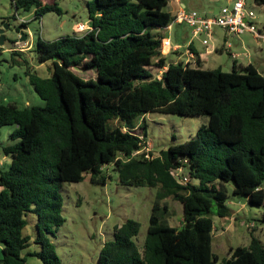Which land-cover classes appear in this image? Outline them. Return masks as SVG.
<instances>
[{"label":"trees","instance_id":"trees-1","mask_svg":"<svg viewBox=\"0 0 264 264\" xmlns=\"http://www.w3.org/2000/svg\"><path fill=\"white\" fill-rule=\"evenodd\" d=\"M13 3L34 7L36 16L61 11L56 0ZM167 3L90 0L89 29L36 38L37 59L50 60L51 73L28 76L44 103L0 101V128L15 125L1 149L10 160L3 165L0 158V264H28L30 254L42 264H60L49 235L64 221L61 184L86 172L92 182H105L110 163L121 183L157 190L143 242L135 240L139 220L127 217L103 242L97 264H264V244L254 234L219 259L211 215H231L229 180L237 199L264 206V75L251 63H233L230 70L166 63L165 35L154 28L174 22ZM258 29L264 32V24ZM151 65L167 66L157 77ZM77 68H93L96 76L84 77ZM153 110L208 119L156 155H132L145 144L144 114ZM137 116L142 121L136 123ZM178 167L187 169L186 178L175 176ZM168 196L182 205L178 225L162 219L167 207L160 200ZM29 212L36 214L34 236L24 231ZM32 242L39 247L30 248Z\"/></svg>","mask_w":264,"mask_h":264},{"label":"rangeland","instance_id":"rangeland-1","mask_svg":"<svg viewBox=\"0 0 264 264\" xmlns=\"http://www.w3.org/2000/svg\"><path fill=\"white\" fill-rule=\"evenodd\" d=\"M61 8L58 13L55 10L46 11L36 16L34 7L29 9L16 8L13 0H0V35L3 42L0 43V101H14L18 105L33 104L42 105L44 100L34 90L29 81V72H36L41 76L51 73V61H38L35 51V40L40 35L53 39L58 36L73 33V24L76 21L88 20V1L90 0H56ZM180 0H168L165 9L174 10ZM187 9H196L207 15L215 14L221 6L230 4L234 0H181ZM246 8L254 11L256 26L264 24V4L255 0H245ZM179 8V7H178ZM21 21H26L25 26H20ZM189 32L191 29L186 24ZM165 27L155 31H165ZM217 36H221L224 30L216 28ZM248 43L256 55H264V40L255 38L251 32L245 31ZM24 35L23 38H21ZM199 38V37H198ZM198 38H195L198 42ZM15 40H20L23 49L13 51ZM180 52H168L166 63L174 60H184L185 41L181 40ZM217 58L224 70L231 69V55L227 49L212 54ZM153 75L160 74L162 68L151 65ZM84 77H95L96 70L88 68L76 69ZM142 117H136V123L142 121ZM205 114L184 115L177 112L147 111L144 120L147 122V134L145 146L149 153L156 155L160 149L167 148L170 144L184 141L195 134L197 127L202 122H207ZM14 124H5L0 128V155L2 145L10 142L9 132ZM10 160V158L8 157ZM108 177L105 182H92L89 173H85L82 180L62 182L60 192L63 197L62 215L64 221L58 225L50 238L55 244V249L60 257V264H97L99 250L106 239L113 237L114 227L121 224L127 217L139 220L140 228L135 240L141 244L149 223V215L155 200L157 187L148 185H130L119 181L117 170L113 164H107L103 168ZM174 174L180 178L187 177L185 167L177 168ZM229 197L228 204L231 215L223 219L217 214L213 217L212 248L219 259L228 256L229 246L238 244L246 245L250 241L251 234L256 235L264 244V220L261 219L264 206L250 204L244 198L235 197L232 194L233 183L225 182ZM264 186V180L262 182ZM165 203L167 211L162 214V219L169 224H180L182 219V205L178 200L168 196L160 200ZM28 222L24 231L34 236L36 230V214H27ZM36 242H32L30 248H38ZM24 252V251H23ZM28 264H42L36 255H27Z\"/></svg>","mask_w":264,"mask_h":264},{"label":"crops","instance_id":"crops-1","mask_svg":"<svg viewBox=\"0 0 264 264\" xmlns=\"http://www.w3.org/2000/svg\"><path fill=\"white\" fill-rule=\"evenodd\" d=\"M178 7L186 8L183 1H179ZM175 8L174 10H170L173 13H175L179 8ZM218 12V11H217ZM216 12V13H217ZM181 24H185L184 22H177L174 21L167 25L165 28V31L162 30L165 37L169 39V43L165 44L163 46V53L166 55L168 52L174 51V52H180V45L181 40L185 41V59L181 60L184 63H188L192 66L200 65L202 67H220L219 62L217 61V58L214 57L212 54L214 52H221L224 49H227L228 52H230L231 55V68L233 63L236 64V66L246 65V64H253L258 71H260L264 75V55H256L248 43L249 39L247 35H244L243 33L240 35H233L230 33H223L221 36H217L216 28L214 27L212 37L210 38L207 46L202 43L200 37L193 36L192 32H189V30L186 29V27H182ZM187 25V24H186ZM191 29V28H190ZM249 32V31H248ZM253 37H257L253 34ZM195 38H198V42ZM263 39V38H262ZM264 40V39H263ZM207 47V49L205 48ZM208 50V51H207ZM168 51V52H166ZM254 52V53H253ZM178 60H174L172 62H176ZM197 61H199L197 63ZM167 65H164L162 69L166 68ZM161 69V70H162ZM0 158L2 161H4V164H7L9 162L8 156L5 154H1ZM0 160V161H1ZM1 248V244H0Z\"/></svg>","mask_w":264,"mask_h":264},{"label":"built area","instance_id":"built-area-1","mask_svg":"<svg viewBox=\"0 0 264 264\" xmlns=\"http://www.w3.org/2000/svg\"><path fill=\"white\" fill-rule=\"evenodd\" d=\"M254 17V11L250 8H246L245 0H234L230 4L221 6L217 13L211 15L200 13L196 9H187L180 7L175 12L173 21L184 22L185 24H187L191 28L192 35L194 37H200L202 43L207 46L210 38L212 37L214 27H220L226 33H230L233 35H240L245 31H249L257 37L264 39V32L259 31L254 22ZM90 27V22L88 20L76 21L73 24L74 31L76 32H83ZM168 43L169 39L164 36L161 40L162 50L163 46ZM23 46L24 45L20 43V40H15L13 48L23 49ZM205 48L207 49V47ZM160 74L156 76L160 77ZM148 150L149 148L144 144L139 149L132 151L131 154L135 155L144 151L145 156H152V154H150Z\"/></svg>","mask_w":264,"mask_h":264},{"label":"water","instance_id":"water-1","mask_svg":"<svg viewBox=\"0 0 264 264\" xmlns=\"http://www.w3.org/2000/svg\"><path fill=\"white\" fill-rule=\"evenodd\" d=\"M24 37V35L21 37V38H23ZM3 42V35L1 34L0 35V43H2Z\"/></svg>","mask_w":264,"mask_h":264}]
</instances>
